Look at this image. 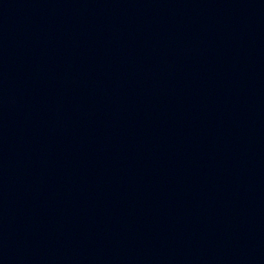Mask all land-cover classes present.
Segmentation results:
<instances>
[{
  "label": "water",
  "instance_id": "obj_1",
  "mask_svg": "<svg viewBox=\"0 0 264 264\" xmlns=\"http://www.w3.org/2000/svg\"><path fill=\"white\" fill-rule=\"evenodd\" d=\"M0 264H264V0H0Z\"/></svg>",
  "mask_w": 264,
  "mask_h": 264
}]
</instances>
